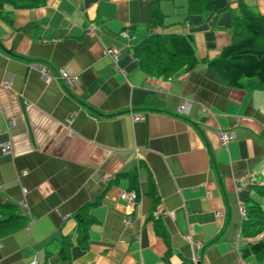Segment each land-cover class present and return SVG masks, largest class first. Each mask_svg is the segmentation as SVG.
<instances>
[{
  "label": "crops",
  "instance_id": "obj_1",
  "mask_svg": "<svg viewBox=\"0 0 264 264\" xmlns=\"http://www.w3.org/2000/svg\"><path fill=\"white\" fill-rule=\"evenodd\" d=\"M190 1L0 8V144L13 145L0 148V203L23 216L0 236V264H264L243 254L240 210L264 177V88L254 77L228 86L208 65L232 43L240 3L264 16V0H228L219 12ZM151 34L191 35L198 63L147 73L133 50ZM63 66L78 78L71 87L53 76ZM221 130L232 133L225 144ZM122 189L137 192L135 205ZM95 200L88 245L75 241L63 259L75 213Z\"/></svg>",
  "mask_w": 264,
  "mask_h": 264
},
{
  "label": "trees",
  "instance_id": "obj_2",
  "mask_svg": "<svg viewBox=\"0 0 264 264\" xmlns=\"http://www.w3.org/2000/svg\"><path fill=\"white\" fill-rule=\"evenodd\" d=\"M44 2L45 0H0V8L7 3L17 7H34ZM200 3L206 9L217 12L230 6L228 0H191L192 10H196ZM232 19V43L222 50L220 56L209 60L208 65L228 86L242 87L245 79L254 77L264 88V16L241 2ZM133 51L141 68L154 76H170L184 66L186 70L193 69L198 63L194 39L189 34H151L136 45ZM130 176L135 179V185V173ZM252 189L256 197H249L245 204L241 226L243 236L249 240L243 254H254L259 260H264V179L255 181ZM98 203V200L88 202L75 213V237L72 233L67 234L59 243L58 253L63 259H69L70 248L75 241L83 247L88 245L89 229L94 221L90 211ZM0 213V236L10 234L23 224L18 204L0 203ZM51 253L48 250L46 257Z\"/></svg>",
  "mask_w": 264,
  "mask_h": 264
},
{
  "label": "built area",
  "instance_id": "obj_3",
  "mask_svg": "<svg viewBox=\"0 0 264 264\" xmlns=\"http://www.w3.org/2000/svg\"><path fill=\"white\" fill-rule=\"evenodd\" d=\"M94 30H95V27H92V26L87 27V33L88 34L93 33ZM121 35L123 37H128L129 36L128 30L122 31ZM104 53H105V55L109 56L112 59L113 66L117 68L119 65V60H120L118 50H116L114 47H107V48H105ZM48 69H49V67L45 66V65L41 67V71L43 72V74L46 75L47 77H51L52 74L50 73V71ZM53 76L58 77L59 79H61L63 81L64 84H66L67 86H70V87L73 86L78 79L75 74H73L68 68H66L64 66L58 68L56 73H54ZM187 106H188L187 103H185V102L181 103L177 109V112L179 114L186 113ZM28 107H29V105H28ZM133 117L134 118H144L145 115L142 112H137L133 115ZM69 133L71 134V131ZM220 139H221V142L223 144H225L229 140L232 139V133L228 130H221L220 131ZM0 148H1L2 153L11 154L13 151L12 141L8 140V141L0 144ZM237 189H239V187H237ZM119 197L121 199L125 200L126 202H128L130 205H135L138 201V194L133 189H122V190H120ZM20 207L23 211H25L26 204L21 203ZM240 210L243 214H245V205L242 202L240 203ZM154 216L155 217L159 216L157 211L154 212ZM130 221H131L130 218H127L125 220V224L128 225L130 223ZM29 264H40V263L37 259H34Z\"/></svg>",
  "mask_w": 264,
  "mask_h": 264
},
{
  "label": "rangeland",
  "instance_id": "obj_4",
  "mask_svg": "<svg viewBox=\"0 0 264 264\" xmlns=\"http://www.w3.org/2000/svg\"><path fill=\"white\" fill-rule=\"evenodd\" d=\"M263 179H264V177H263Z\"/></svg>",
  "mask_w": 264,
  "mask_h": 264
}]
</instances>
